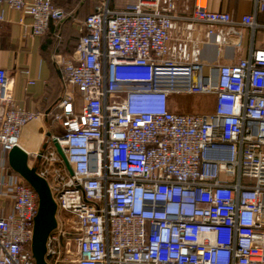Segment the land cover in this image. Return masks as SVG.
<instances>
[{
  "label": "built area",
  "instance_id": "obj_1",
  "mask_svg": "<svg viewBox=\"0 0 264 264\" xmlns=\"http://www.w3.org/2000/svg\"><path fill=\"white\" fill-rule=\"evenodd\" d=\"M249 1L235 18L209 0H95L56 61L63 91L47 113L21 106L0 66V264H36L38 197L7 155L44 116L61 132L26 152L56 203L48 264H264V42L213 65L179 43L196 24L217 26L218 45L264 34V0ZM3 3L31 17V37L65 17L51 0ZM176 94L211 95L213 111L173 112Z\"/></svg>",
  "mask_w": 264,
  "mask_h": 264
},
{
  "label": "crops",
  "instance_id": "obj_2",
  "mask_svg": "<svg viewBox=\"0 0 264 264\" xmlns=\"http://www.w3.org/2000/svg\"><path fill=\"white\" fill-rule=\"evenodd\" d=\"M55 7L65 12L61 20L51 21L45 34L31 37V17L17 10L10 9L5 3L0 10L3 21L0 22V66L7 69L12 80V92L15 100L24 108L38 113H47L56 107L61 95V73L56 63L59 57L71 53L79 37V25L83 18L93 10L95 0H51ZM211 9L230 11L235 18L253 11V2L249 0H209ZM260 22V14L257 15ZM217 26L196 24L189 34L182 32V41L190 40L187 50H191V42L197 43L198 60L207 65L236 62L244 57L251 47H258L264 42L263 32L251 38V32L246 28H238L229 32L227 40L222 45L215 43ZM30 71L29 78L33 84H27L23 69ZM172 95L168 107L173 112L192 113L184 111L187 106L172 103ZM200 96V95H194ZM211 97V95H203ZM210 101V100H209ZM181 110V111H180ZM206 113V112H204ZM46 117H38L26 124L20 134V146L26 151H36L43 143L46 133Z\"/></svg>",
  "mask_w": 264,
  "mask_h": 264
},
{
  "label": "water",
  "instance_id": "obj_3",
  "mask_svg": "<svg viewBox=\"0 0 264 264\" xmlns=\"http://www.w3.org/2000/svg\"><path fill=\"white\" fill-rule=\"evenodd\" d=\"M45 146L46 142H43L40 152H42ZM55 147L66 162L57 143H55ZM7 159L9 167L19 174L37 194L38 208L33 220L31 251L36 264H48L45 261L44 254L47 237L56 226V203L52 197L47 181L37 174L34 166H29L26 150L21 146H14L8 152Z\"/></svg>",
  "mask_w": 264,
  "mask_h": 264
},
{
  "label": "rangeland",
  "instance_id": "obj_4",
  "mask_svg": "<svg viewBox=\"0 0 264 264\" xmlns=\"http://www.w3.org/2000/svg\"><path fill=\"white\" fill-rule=\"evenodd\" d=\"M188 4L189 8L192 6V0H180V5ZM264 22V13H260V23ZM63 91V85H61V93ZM210 100V101H209ZM172 103H176L180 105H186L187 108L184 111H191L190 106L194 109L192 113H209L213 111L214 107V100L212 101L211 97L207 96H194V95H177L172 98ZM181 111V110H180ZM47 123H46V133L43 134V142L48 140L51 134H57L61 132V128L59 126H54L53 122L51 121V117L46 116ZM49 133V135H47ZM41 149V146L38 148Z\"/></svg>",
  "mask_w": 264,
  "mask_h": 264
},
{
  "label": "bare ground",
  "instance_id": "obj_5",
  "mask_svg": "<svg viewBox=\"0 0 264 264\" xmlns=\"http://www.w3.org/2000/svg\"><path fill=\"white\" fill-rule=\"evenodd\" d=\"M21 144H20V142H19V146H20Z\"/></svg>",
  "mask_w": 264,
  "mask_h": 264
},
{
  "label": "trees",
  "instance_id": "obj_6",
  "mask_svg": "<svg viewBox=\"0 0 264 264\" xmlns=\"http://www.w3.org/2000/svg\"><path fill=\"white\" fill-rule=\"evenodd\" d=\"M77 41H78V39H77ZM77 43V42H76ZM76 45V44H75Z\"/></svg>",
  "mask_w": 264,
  "mask_h": 264
}]
</instances>
